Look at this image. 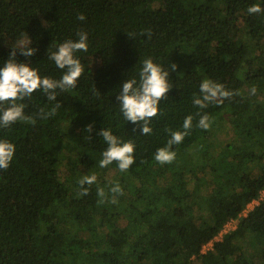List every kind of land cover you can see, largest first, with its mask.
Wrapping results in <instances>:
<instances>
[{"label":"trees","instance_id":"obj_1","mask_svg":"<svg viewBox=\"0 0 264 264\" xmlns=\"http://www.w3.org/2000/svg\"><path fill=\"white\" fill-rule=\"evenodd\" d=\"M253 4L264 8V0H0V67L29 38L35 55L17 49L16 61L58 80L63 70L48 56L78 40V31L88 33V51L76 53L84 68L77 86L58 90L57 101L39 90L21 101L34 117L59 102L56 115L0 129V139L15 145L9 168L0 170V264H264V11L250 15ZM147 58L169 72L172 89L150 122L152 133L141 135L116 97L125 80L139 81ZM205 79L240 95L200 109L193 94L200 95ZM197 113L212 118L210 130L196 126ZM189 115L193 127L172 146L175 159L208 138L218 121L231 138L209 165L213 171L220 164L223 181L203 198L184 182L185 168L176 173L173 162L154 159L170 139L167 129L183 131ZM104 128L135 144V163L126 172L116 162L107 166L119 174L111 182L98 174L105 173L98 168L107 148L98 135ZM64 145L70 148L59 156ZM80 167L97 177L84 196L78 195L82 177L71 182L67 174ZM167 173L169 182L159 185L156 177ZM117 182L123 195L113 203L109 189ZM230 220L235 229L214 241Z\"/></svg>","mask_w":264,"mask_h":264},{"label":"clouds","instance_id":"obj_2","mask_svg":"<svg viewBox=\"0 0 264 264\" xmlns=\"http://www.w3.org/2000/svg\"><path fill=\"white\" fill-rule=\"evenodd\" d=\"M264 8L260 4H253L248 7L247 12L260 14ZM78 20L84 21V14H79ZM78 40L68 39L59 44L57 50L52 52L48 59L54 61L55 65L63 70L60 79H52L47 76H40L38 70L32 68L29 63H18L15 59L17 49L25 57H32L36 53V48L31 47L32 41H20L17 47L13 48L9 58L3 67H0V129L10 128L17 122L35 124L37 118L48 119L56 115L61 103H55L50 109L40 108L36 116L25 114L26 105L21 103L26 98H31L35 91H42L50 102L57 101L58 90L68 91L77 86V82L84 72L80 59L76 57L79 51H88V33L81 30L76 33ZM177 65L174 64V70ZM169 72L160 65L147 58L142 62V70L139 73V83L136 79L125 80L122 83L121 91L116 99L119 101L120 112L125 121L141 125V135H149L153 129L150 122L159 114V103L166 99L172 85L169 83ZM200 95L193 94V104L200 109L207 108L209 104H221L224 100H230L240 93L227 90L223 84L205 79L199 86ZM257 89L252 87L250 93L255 95ZM197 127L203 130H210L213 120L208 114H200ZM192 115L187 116L183 122V131H172L167 129L170 139L167 145L158 148L154 159L161 165L171 164L176 158V152L172 150L173 145L183 142L184 138L190 135L193 127ZM93 130V125L89 124L87 132ZM135 131V129H134ZM107 144V148L102 153L99 161L101 168H106L116 162L121 172H126L135 163V144L129 140L122 141L114 135L110 129H102L99 133ZM15 155V145L6 140L0 139V170H7ZM96 175H84L79 181L80 190L78 195L88 194L89 188L96 183ZM109 191L113 194L112 202L115 203L117 195H123V189L117 182ZM99 202L104 203L106 192L104 188H97Z\"/></svg>","mask_w":264,"mask_h":264},{"label":"rangeland","instance_id":"obj_3","mask_svg":"<svg viewBox=\"0 0 264 264\" xmlns=\"http://www.w3.org/2000/svg\"><path fill=\"white\" fill-rule=\"evenodd\" d=\"M97 65H98V61L94 60L93 66L95 67ZM137 83H139V81H137ZM242 118L244 119V123L248 124V120L250 118L249 114L244 115ZM222 124H223L222 121H218L214 125L210 134L208 135V138L203 136L199 137L197 139V142L180 158L175 159L172 164L176 173L180 172V170L185 168V172L187 174L183 175L184 182L191 183L194 187V190H196L195 193L201 196L202 198L205 197L206 194L208 195L209 193H211L213 188L212 186L216 187L217 185H220L223 181V171H221L219 168L220 164H217L216 167H214L213 171L210 168V166H212V161H211L212 160L211 158L213 157L212 153L219 152V148L221 145L231 141V138L228 134V128L224 127ZM62 148L63 149L61 150L59 156L60 155L64 156L65 150H69L70 147L64 145ZM206 151L210 152L209 155L205 153ZM65 156L67 155L65 154ZM98 168L101 171H105V173H98L100 175L99 177L100 180L111 182L119 177V174L109 167L101 168L98 165ZM62 170L67 172L66 168H62ZM188 170H193V171H189L188 173ZM196 171L198 172V174L193 173ZM67 174L71 182L75 181L78 175H80L81 177H83L84 175H89L82 170V167L75 169V171L73 172L68 171ZM170 178H171V173L170 174L167 173L164 176L156 177V182L159 185H165L169 182ZM193 179H197V180L195 182H192ZM262 195H264V192ZM257 203L258 201H254L251 204H249L246 208L245 213L250 211ZM201 207L203 206L201 205ZM236 224L237 221L234 223L227 224L224 228L225 233L234 230ZM209 248L210 245L206 246L203 252H206Z\"/></svg>","mask_w":264,"mask_h":264},{"label":"built area","instance_id":"obj_4","mask_svg":"<svg viewBox=\"0 0 264 264\" xmlns=\"http://www.w3.org/2000/svg\"><path fill=\"white\" fill-rule=\"evenodd\" d=\"M264 192V191H263ZM263 192L261 193V198H263L264 197V195H262L263 194ZM254 201H259V200H254ZM253 201V202H254ZM251 204V203H250ZM249 205V204H248ZM247 205V206H248ZM247 208V207H246ZM246 212V209L242 212V216H245L247 213H245ZM234 222H236V220H230L227 224H229V223H234ZM227 224H225V226L227 225ZM225 226L223 227V229L219 232V234H218V236H216L215 238H214V241H219L220 239H221V237H222V235H224V234H226L225 233V230H224V228H225ZM212 242L213 241H210L209 243H207V244H205L204 246H203V248H202V252H203V250H204V248L206 247V246H209L210 245V248L209 249H211V247H212ZM208 249V250H209Z\"/></svg>","mask_w":264,"mask_h":264}]
</instances>
